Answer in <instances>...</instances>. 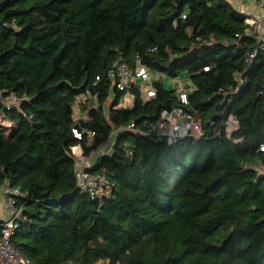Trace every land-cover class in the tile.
<instances>
[{
    "label": "trees",
    "instance_id": "1",
    "mask_svg": "<svg viewBox=\"0 0 264 264\" xmlns=\"http://www.w3.org/2000/svg\"><path fill=\"white\" fill-rule=\"evenodd\" d=\"M247 17L229 0H0V92L18 98L0 104V189L22 192L11 242L30 264H264V38ZM119 57L187 73L204 134L115 135L85 165L109 185L91 199L71 147L90 157L177 105L158 79L116 108Z\"/></svg>",
    "mask_w": 264,
    "mask_h": 264
},
{
    "label": "built area",
    "instance_id": "2",
    "mask_svg": "<svg viewBox=\"0 0 264 264\" xmlns=\"http://www.w3.org/2000/svg\"><path fill=\"white\" fill-rule=\"evenodd\" d=\"M255 7L261 11L260 15L252 16L247 14L245 19L248 25L256 28L257 24L264 18V0H250ZM258 37L264 38V34L258 33ZM109 79L114 83V86L120 92V96L115 104L116 108H128L133 105L136 91L144 100H152L157 97V90L154 82L158 80L157 73H151L148 68L143 66L137 60L136 66L131 67L126 60L119 57L116 59L110 70L108 71ZM97 80L99 77L96 78ZM173 88V87H172ZM177 96V105L169 109H163L160 116L151 124L145 126L144 129H139L134 123L125 126H120L110 133L106 143L102 146V150L111 141L114 145L113 137L121 132L140 133L151 135L157 140H165L166 143L172 144L178 139L186 136L199 137L204 134V129L199 118L195 113L188 109V95L190 89L187 87L176 86L173 88ZM93 95L86 91V93L79 97V101L92 100ZM18 102V98L13 94L9 95L5 100L0 92V104H5L6 107ZM80 102L75 107L76 118L79 117ZM237 120L234 115H229L222 121V125L227 129L234 128ZM217 133V131H216ZM73 134L76 138H81V133L73 129ZM264 149L263 146L260 147ZM111 150V149H110ZM72 154L75 159V177L77 186L86 192L91 199H97L106 193L108 189V181L104 174H91L87 172L85 165L89 157L83 153L82 146L76 144L71 147ZM259 173L264 174V163H257L254 165ZM1 193L4 197L5 207L8 209V217L0 222V264H30L27 257L20 254L18 249L11 242L14 231L18 227V221L25 218L22 216L21 208L16 207V196L22 195L20 188L10 187L5 184L1 187Z\"/></svg>",
    "mask_w": 264,
    "mask_h": 264
},
{
    "label": "rangeland",
    "instance_id": "3",
    "mask_svg": "<svg viewBox=\"0 0 264 264\" xmlns=\"http://www.w3.org/2000/svg\"><path fill=\"white\" fill-rule=\"evenodd\" d=\"M252 16H256V14H251ZM156 74V73H155ZM157 77L158 79H160L162 81V83H164V86L167 87V88H170V87H175L176 84L179 85V86H183V87H189L188 89H191V87L189 86V79H188V74L185 73V72H182L180 73L179 76L175 77V78H170L167 74L165 73H157ZM115 137V136H114ZM113 137V138H114ZM114 140V139H112ZM111 141L108 143V145L105 147V150L103 151L101 148H99L96 152H94L89 158H88V161L86 162V164H91L94 160H95V157L98 155V154H101L103 152H108L110 151L111 149ZM3 206H4V209L3 211L1 212L2 216H4L5 218L8 217V209L5 207V204L3 203ZM4 218V219H5Z\"/></svg>",
    "mask_w": 264,
    "mask_h": 264
},
{
    "label": "crops",
    "instance_id": "4",
    "mask_svg": "<svg viewBox=\"0 0 264 264\" xmlns=\"http://www.w3.org/2000/svg\"><path fill=\"white\" fill-rule=\"evenodd\" d=\"M232 5L238 9L239 11L243 12V13H246V14H256V15H260L261 14V11L259 8L255 7V5L250 1V0H229ZM258 33H260L261 35L264 34V18L263 20H261L258 24H257V27H256ZM90 165V164H88ZM3 203H4V197L1 193V190H0V221L1 220H4V216H2L1 212L3 211L4 209V206H3ZM6 219V218H5Z\"/></svg>",
    "mask_w": 264,
    "mask_h": 264
}]
</instances>
